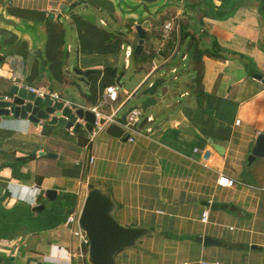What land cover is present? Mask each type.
<instances>
[{"label": "crops", "instance_id": "obj_1", "mask_svg": "<svg viewBox=\"0 0 264 264\" xmlns=\"http://www.w3.org/2000/svg\"><path fill=\"white\" fill-rule=\"evenodd\" d=\"M6 1L11 16L41 24L47 52L52 43L53 53L59 48L61 33L43 25V18L51 13L54 20L59 18L61 0H0ZM180 1L152 20L146 32L144 52L154 55L151 62L132 57L144 78L133 92L121 88L119 101L100 109L110 115L155 70L177 68L176 83L164 101L149 110L146 116L152 120L141 127L143 117L144 135L135 143L124 134L114 138L105 131L92 141L90 133L68 131L45 138L41 127L28 120L11 117L2 122L0 264H89L88 247L81 245L79 229L67 219L81 212L93 188L111 197L121 226L146 231L133 247L117 254L115 264H264V158L249 162L251 144L264 134V84L253 78H264V0ZM78 4L73 0L72 8ZM168 21L180 24L179 36L174 32L164 41L162 29ZM96 24L81 18L72 30L74 69L98 71L86 77L85 88L78 91L82 106L89 109L101 102L106 86L117 85L107 71L125 70L120 71L119 52L129 45ZM131 29L126 41L136 46L134 26ZM180 35L186 40L173 56ZM60 50L54 59L47 54L49 66L42 71L29 40L21 41L0 66V94L9 95L16 80L69 100L67 89L73 81L62 73L70 70L60 66ZM72 50L69 45L67 61ZM195 53L205 68L199 89ZM153 82L151 78L149 84ZM220 177L233 180L234 186L220 187ZM48 190L57 192L55 203L45 198ZM214 204L224 208L212 209ZM41 205L42 212L33 211ZM206 237L216 243L199 241Z\"/></svg>", "mask_w": 264, "mask_h": 264}, {"label": "water", "instance_id": "obj_2", "mask_svg": "<svg viewBox=\"0 0 264 264\" xmlns=\"http://www.w3.org/2000/svg\"><path fill=\"white\" fill-rule=\"evenodd\" d=\"M100 1V0H99ZM108 1L115 14L124 23L129 20H136L134 31L137 35V44L134 49L135 55H141L144 52L147 31L151 29L152 20H158L160 15L169 8L176 7L180 0H161V3L150 4L138 0H101ZM179 3V4H178ZM264 10V6L262 7ZM63 11H69L63 7ZM51 21H54V13L49 15ZM82 18L92 24H96V16L84 14ZM41 24L32 23L23 19H18L8 13L6 6L0 8V31L9 32L12 37L0 34V66L5 64L8 57L15 53L17 46L21 41L27 39L30 42L32 54L39 61L42 71L48 68L49 64L45 57L44 43L46 35L43 33ZM13 37H17L14 39ZM158 71L155 70L151 77L145 81L131 96L126 99L116 111L115 117L121 124L126 123L127 116L135 109H142L145 116L141 127L146 124L149 110L152 107L162 103L165 99L167 86L165 77L155 80L152 84L150 80ZM76 76L81 77L82 84L85 78L98 73V71H89L82 73L74 70ZM112 78L116 80L119 88H124L122 82L125 72H118L117 68L107 71ZM254 79L264 84V78L255 74ZM81 84L75 82L68 91V101L70 105L65 106L62 102H54L50 98H40L26 89L18 88L12 85L9 90L10 100H4L0 96V125L2 122L13 117L14 119L28 120L36 127H41V136L51 138L53 135L59 136L60 131L72 132L75 135L82 133H91L93 130L95 116L87 108L82 106V101L78 95ZM130 103L132 106H128ZM128 106V107H127ZM103 121H101V124ZM106 134L114 138H122L123 130L118 124L109 125ZM128 138H126L127 140ZM251 155L249 162H254L257 158H264V134L260 135L255 142L251 144ZM220 152V150L217 148ZM41 155H43L41 153ZM45 198L55 203L57 192L48 190ZM209 206V204H206ZM212 209L224 208L214 204ZM44 205L34 208V212H42ZM116 205L111 197L104 193L101 188H93L88 193L83 208L81 210L78 226L85 233L88 239V262L89 264H115V257L124 249L133 247L136 242L142 238L146 231L143 229L126 228L121 226L115 219L113 213ZM204 244L216 243L212 238H199Z\"/></svg>", "mask_w": 264, "mask_h": 264}, {"label": "rangeland", "instance_id": "obj_3", "mask_svg": "<svg viewBox=\"0 0 264 264\" xmlns=\"http://www.w3.org/2000/svg\"><path fill=\"white\" fill-rule=\"evenodd\" d=\"M2 3V4H1ZM72 3L73 0H61L60 2V12H61V16L57 19H55L54 21H51L49 18V15L43 18V25L47 24L52 26L54 29H56L59 33H60V29L64 30L65 34L64 36H62L60 34V38L59 41H57V46L59 48H56V51L53 50L55 48H53L54 44H50V47L48 49V52L45 48V57H47V54L50 56V58L52 57V59H54V57L57 56V50H60L63 52L64 58H59L60 59V66H62L63 68H65V66L68 67V69L70 70L69 73H65L62 72L65 75H68L69 78H72V81L77 83V84H82L81 77H77L75 75L74 72V63L72 61L74 55H75V33L72 31L74 29V22L75 20H81L82 16L84 14H89V15H94L96 16L97 19V27L102 29L103 31H105L106 33L113 35V37H117L120 38V41L124 44V45H131V46H135L134 42H127L126 40L129 39V36L131 34V27L136 25V20H129L126 22H122L119 19H117L116 16H114L113 9L111 8V5L108 1H99V0H78V5L76 8H72ZM95 4H98L99 7H94ZM0 5L2 6H9V8H12V6H10L11 4H9V2H0ZM63 7L68 8L69 11H63ZM105 7V8H104ZM107 8V9H106ZM105 22V26H103L101 24V21ZM59 35V34H58ZM71 45V47L73 48L71 52V54H69L70 60L67 61V57H68V46ZM184 45V44H183ZM181 49H184L181 48ZM119 59H120V71L124 70L125 73V77L123 78L122 82L126 85L124 87H126L129 92H133L135 89V86L138 84V82H140L145 74L142 73L141 75L137 74L139 72H136L135 69V65L133 63V59L130 60V67L127 69L126 68V58H125V53L123 50H120L119 52ZM180 59L177 58L176 61H178ZM50 59H48L49 62ZM66 62H68L69 64H67ZM184 63L186 64V62H183L181 64V66H184ZM165 77V81L168 87H171V85L175 84L176 82L173 80V75L171 73L168 72V70L166 69H161L154 77H152V81H155L161 77ZM137 83V84H135ZM85 84H83L81 86L82 89L85 88ZM71 91V90H70ZM68 93V91H67ZM137 104V103H136ZM133 103H130L128 106H132ZM127 106V107H128ZM72 227V226H71ZM78 227L75 226V230L78 231Z\"/></svg>", "mask_w": 264, "mask_h": 264}, {"label": "built area", "instance_id": "obj_4", "mask_svg": "<svg viewBox=\"0 0 264 264\" xmlns=\"http://www.w3.org/2000/svg\"><path fill=\"white\" fill-rule=\"evenodd\" d=\"M101 24L104 25V26L106 25L103 20L101 21ZM179 27H180V24H175L174 21L166 22L163 25V29H162V36H161L162 39L164 41L169 40L171 38L172 33H174V32L177 33V36H179L178 35L179 34ZM178 48H179V41L176 44V48H175V51L173 53V56L178 54ZM160 51L161 50H158V53H160ZM124 53H125V58H126V63H127L126 66L129 67L130 60L132 59V57L134 55V47L128 45L124 49ZM182 59L186 60L187 57L183 56ZM177 72H178L177 68H172L170 70L169 73H171L174 76L173 80H177V76H176ZM150 77H151V75H150ZM150 77H148V79ZM13 85L18 86V88H20V89L24 88L28 92L34 93L37 97L50 98L54 102H62V103H64L65 106L70 105V102L68 100L63 99L61 97V95L56 93V92H49V91L33 88V87H30V86H25L24 84H22V83H20L19 81H16V80H14V84ZM119 95H120V88H119L118 85L106 86L105 89H104V95H103V98H102L101 102H99V104L97 106H94V107H92L90 109L87 108L95 116V122H94L93 130L90 133V138H89L90 141H92L94 138H96V136L98 134H100L101 132H104L106 130V128L109 125H111V124H118L122 128L124 135L127 136L128 141L131 142V143H135L136 138L138 136H143L144 135L142 129L140 128V124H141L142 119L144 117L142 109L133 110L127 116L125 124H121L119 122V120L115 117L116 111L118 109L115 112H112L110 115H105V114H103L101 112V110H100L101 108H104V107H106V106H108L110 104L117 103L119 101ZM0 96H3L4 100H6V101L10 100V97L8 95L0 94ZM130 96L131 95H128L126 99L130 98ZM149 120L151 121L152 118L148 117V121ZM101 121H103L102 124H101ZM86 149L88 150V147ZM92 161H93V159L91 158L90 162H92ZM218 185L220 187H224V188H231V187L234 186V181L231 180V179H228L226 177H220L219 180H218ZM80 213L81 212L72 213L71 215H69V217L67 219V224L68 225H72L73 227L78 225V219H79ZM208 216H209V211L206 210L203 213V215H202L201 222L204 223V224H207L208 223ZM77 236H79V238H80L81 245L88 247V239H87L85 233L82 232L80 228H79ZM199 264H218V263L202 261Z\"/></svg>", "mask_w": 264, "mask_h": 264}, {"label": "trees", "instance_id": "obj_5", "mask_svg": "<svg viewBox=\"0 0 264 264\" xmlns=\"http://www.w3.org/2000/svg\"><path fill=\"white\" fill-rule=\"evenodd\" d=\"M60 33L61 35L63 36V31H61L60 29ZM146 39H148V37H146ZM186 38L185 36H181L180 35V41H179V46L183 45L184 42H185ZM193 42V41H192ZM154 55L151 54V55H148L147 53L144 52V54L140 55V56H137V55H133V58H136L138 61H141L142 63L143 62H147L148 60L151 62V60L153 59ZM193 64H194V71L196 73V76H195V83L196 85L198 86V89L199 88H202V81H203V77H204V71H205V68H204V64L202 62V60H200L198 58V54L195 53L193 55Z\"/></svg>", "mask_w": 264, "mask_h": 264}]
</instances>
